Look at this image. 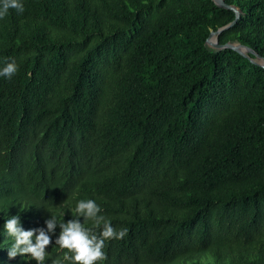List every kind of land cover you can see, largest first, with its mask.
I'll use <instances>...</instances> for the list:
<instances>
[{
	"label": "trees",
	"instance_id": "16d2710c",
	"mask_svg": "<svg viewBox=\"0 0 264 264\" xmlns=\"http://www.w3.org/2000/svg\"><path fill=\"white\" fill-rule=\"evenodd\" d=\"M224 1L240 15L218 43L264 57V0ZM23 7L0 18V65L17 68L0 79V264H35L7 256L4 215L44 228L79 199L126 230L96 264H264V68L205 42L234 11L212 0ZM46 251L51 264L65 250Z\"/></svg>",
	"mask_w": 264,
	"mask_h": 264
},
{
	"label": "clouds",
	"instance_id": "9594fccd",
	"mask_svg": "<svg viewBox=\"0 0 264 264\" xmlns=\"http://www.w3.org/2000/svg\"><path fill=\"white\" fill-rule=\"evenodd\" d=\"M10 11L16 16L22 15L23 0H0V18L7 16ZM16 72L17 68L13 62H3L0 65V79L4 81L11 79ZM100 211V205L95 200L79 199L69 211L71 219L65 220L64 213L49 215L44 221L45 227L35 229H24L18 214H7L6 217L4 215L3 231L11 238L7 256L12 258L19 254L25 261L34 260L35 264H45L49 255L46 246L55 243L65 251L62 256L52 259L51 264H96L105 257L103 251L105 241L119 239L126 234L124 229L114 230L110 221L100 214ZM80 217L90 220L92 226L86 227L81 219H78ZM57 225L59 233L52 238L49 233ZM96 228H100L98 234L94 231Z\"/></svg>",
	"mask_w": 264,
	"mask_h": 264
},
{
	"label": "water",
	"instance_id": "95a60500",
	"mask_svg": "<svg viewBox=\"0 0 264 264\" xmlns=\"http://www.w3.org/2000/svg\"><path fill=\"white\" fill-rule=\"evenodd\" d=\"M214 2L215 5L223 7V8H228V9H232L235 13V18L234 20L227 24L224 25L222 27H219L218 29L214 30V31H210L207 39H206V44L209 47L215 48V49H221V48H229L232 49L234 51H236L237 53H239L240 55H242L243 57L247 58L252 64L260 66L262 68H264V57H261L260 55H258L257 53H255L251 48H249L246 45H242L240 43L237 42H226L225 44H219L218 43V35L226 28H228L230 25H232L236 19L239 17L240 15V10L237 9L234 6L228 5L225 3L224 0H212ZM253 55V56H251Z\"/></svg>",
	"mask_w": 264,
	"mask_h": 264
}]
</instances>
